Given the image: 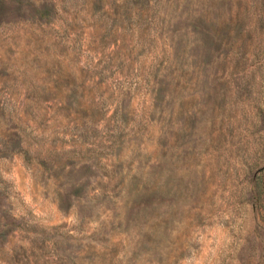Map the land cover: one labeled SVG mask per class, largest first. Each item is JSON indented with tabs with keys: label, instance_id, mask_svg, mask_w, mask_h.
I'll return each mask as SVG.
<instances>
[{
	"label": "rangeland",
	"instance_id": "374dc122",
	"mask_svg": "<svg viewBox=\"0 0 264 264\" xmlns=\"http://www.w3.org/2000/svg\"><path fill=\"white\" fill-rule=\"evenodd\" d=\"M0 264H264V0H0Z\"/></svg>",
	"mask_w": 264,
	"mask_h": 264
}]
</instances>
